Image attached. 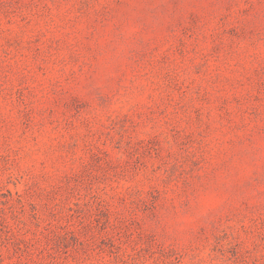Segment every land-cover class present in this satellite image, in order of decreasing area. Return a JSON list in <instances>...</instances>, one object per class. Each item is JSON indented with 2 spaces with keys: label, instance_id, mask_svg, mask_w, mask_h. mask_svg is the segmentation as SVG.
Segmentation results:
<instances>
[{
  "label": "rangeland",
  "instance_id": "obj_1",
  "mask_svg": "<svg viewBox=\"0 0 264 264\" xmlns=\"http://www.w3.org/2000/svg\"><path fill=\"white\" fill-rule=\"evenodd\" d=\"M0 264H264V0H0Z\"/></svg>",
  "mask_w": 264,
  "mask_h": 264
}]
</instances>
